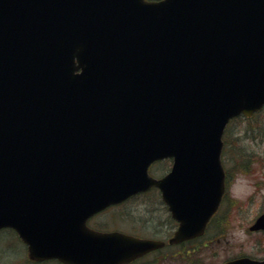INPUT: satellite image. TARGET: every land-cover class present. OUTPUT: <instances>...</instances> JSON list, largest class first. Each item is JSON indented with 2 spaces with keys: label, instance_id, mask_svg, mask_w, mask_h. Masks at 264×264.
I'll return each mask as SVG.
<instances>
[{
  "label": "water",
  "instance_id": "water-1",
  "mask_svg": "<svg viewBox=\"0 0 264 264\" xmlns=\"http://www.w3.org/2000/svg\"><path fill=\"white\" fill-rule=\"evenodd\" d=\"M262 105L264 0H0V228L32 259L129 262L164 243L86 220L156 186L169 242L201 235L224 127Z\"/></svg>",
  "mask_w": 264,
  "mask_h": 264
},
{
  "label": "rangeland",
  "instance_id": "rangeland-1",
  "mask_svg": "<svg viewBox=\"0 0 264 264\" xmlns=\"http://www.w3.org/2000/svg\"><path fill=\"white\" fill-rule=\"evenodd\" d=\"M260 117L255 116L254 119L248 121L246 119H240L231 122L227 133L225 135L227 142L230 143L228 147L233 146L238 149L244 147H252L248 134L252 135L250 127L259 124ZM239 137L242 140L237 139ZM248 138V139H247ZM237 159L236 163L232 167L227 165L230 170L229 183L230 196L235 198L237 201L242 200L249 196H263L264 189L259 188V184L255 182L256 178L252 175L257 171L256 164L252 162L249 167L252 168L251 171H244V168L240 165L241 157H235ZM241 158V159H240ZM231 166V167H230ZM159 165H155L150 169L152 175L156 176ZM238 169L237 171H235ZM256 187V188H255ZM151 196H137L128 200L123 206L111 207L105 210L102 214L97 216V221L99 220L105 227H119L120 229L129 230L130 233H137V235L151 236V232H156V211L148 207L153 204ZM148 199V201H147ZM232 211H236L233 209ZM121 219V220H120ZM124 219H127L124 221ZM155 220V221H154ZM249 219H241L235 212L229 215V218L225 222V227L223 233H218L212 237V246H204V242L207 238H203L195 243L186 242L179 247V255L176 257H169L171 251L175 248H169L166 250L159 251L158 253H153L142 261H138V264H218L223 260L236 256L242 251H250L251 245L246 242L247 238H253L255 235H250L245 229L249 224ZM115 224V226H114ZM147 225V226H145ZM11 236V235H10ZM14 238H6L0 235V260H7L1 264H14L17 260L25 259V253L22 251V246L15 241ZM243 242V244H242ZM195 248L191 253L188 254L185 251L188 248ZM185 250V251H182ZM166 255L164 260L157 259L158 255ZM13 262V263H12ZM45 264H57L56 262H48Z\"/></svg>",
  "mask_w": 264,
  "mask_h": 264
},
{
  "label": "flooded vegetation",
  "instance_id": "flooded-vegetation-1",
  "mask_svg": "<svg viewBox=\"0 0 264 264\" xmlns=\"http://www.w3.org/2000/svg\"><path fill=\"white\" fill-rule=\"evenodd\" d=\"M256 115L260 117L261 122L258 120L259 124H256L255 127L252 128L253 132L249 138L250 143L252 144V147H244L242 148V150L238 149L239 151H237L236 150L237 148L234 147V144L231 147H226L228 146V144L227 145L225 144L226 145L224 146L225 148L223 147L222 149L221 161H222V166L224 169V183L222 185V190L219 196L218 204L207 221L205 232L203 234V238H207L206 239L207 241H205L203 245L209 246V247L212 246L211 243H212L213 235H216L221 232L222 234H224L223 230L225 227V222L229 218V215L235 212L241 219L250 220L245 230L250 235H255V237L246 239V242L250 244L252 247L250 251H247V252L242 251L233 257L248 256L253 259L262 260L264 259V229L259 228L256 230H249V226H251L254 223V221L258 219L260 216L264 215V197L263 196H258V197L249 196V197H246L245 200L242 199L239 201L231 197L230 187L232 183H229V178L231 174L227 166V165H231L233 167L237 161L235 157H238V158L241 157L242 159L240 158L241 159L240 165L244 168V171L245 170L251 171L252 168H250L249 166L252 165V162H254L258 169L252 175L256 178L255 182L259 184V188L264 189V107H262L259 111H257ZM156 163L159 165V168L157 170L155 177L157 178L163 177L170 170L171 159L170 158L160 159L156 161ZM237 170L238 169H236L235 171ZM140 195L151 196L152 198H148V199L150 200L152 199L153 204L149 205L148 207L152 208V210H157L156 211L157 212L156 213V223H157L156 232L155 233L151 232L152 235L146 238L164 241V245L161 248L152 250L146 253L145 255L141 257V259H145L153 253H158L159 251L166 250L169 248H175V250L170 252L169 257L171 258L176 257V255H179V247L183 245L184 243L183 244H170L168 242L174 230L177 228L178 222H176V220L173 218L171 211L169 210L167 204L165 203L163 199L162 191L158 187H151L147 191L140 193ZM128 199H126L125 201L119 204L109 206L105 210L111 207L123 206L128 201ZM233 209H235L236 211H232ZM105 210L90 217L87 220L86 224L91 229L96 230V231H102V232L119 231V232L126 233V234L136 235V233H130L129 230L126 231L125 229H120L119 227H108V226L105 227V225H102L99 220L97 221V216L102 214ZM126 220L127 219H124V221ZM2 232H3V237H6V238L9 237V238L16 239L15 241L21 244L22 251L24 253L26 251L27 256L25 257V259L17 260L14 262V264H45L47 262V260L40 261V260H33L29 258L27 245H25V243L21 240L16 230L11 229V228H1L0 235H2ZM193 248L194 247H192V249ZM189 251H190V248H188L185 251V253H189ZM192 251L193 250H191L190 253ZM156 258L164 260L166 258V255L165 254L161 256L158 255V257ZM5 261L7 260L1 259L0 264Z\"/></svg>",
  "mask_w": 264,
  "mask_h": 264
},
{
  "label": "trees",
  "instance_id": "trees-1",
  "mask_svg": "<svg viewBox=\"0 0 264 264\" xmlns=\"http://www.w3.org/2000/svg\"><path fill=\"white\" fill-rule=\"evenodd\" d=\"M201 239H203V238H202V237H199V238H195V239H193V240H190L189 242L195 243V242H197V241H200ZM181 244H183V243H181ZM182 246H184V245H182ZM191 250H195V248H193V249L190 248V251H191ZM182 251H185V250H182Z\"/></svg>",
  "mask_w": 264,
  "mask_h": 264
}]
</instances>
